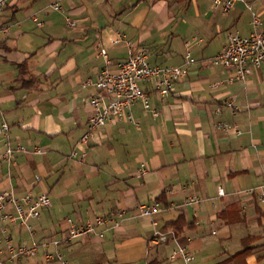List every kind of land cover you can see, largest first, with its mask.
Segmentation results:
<instances>
[{
    "label": "crops",
    "instance_id": "1",
    "mask_svg": "<svg viewBox=\"0 0 264 264\" xmlns=\"http://www.w3.org/2000/svg\"><path fill=\"white\" fill-rule=\"evenodd\" d=\"M249 5L237 2L223 14L210 0H7L0 122L9 125L12 146L26 151L10 164L0 160V191L51 200L29 220L32 235L18 223L7 225V234L25 245L60 240L66 264H180L168 258L173 241L148 240L181 218L175 236L194 256L190 264H264V66L241 80L211 63L226 33L248 35L254 14L264 21V0ZM124 41L147 49L152 64L184 66L186 52L194 62L165 99L153 82H139L155 115L136 103L133 123H107L81 145L95 93L83 84L104 64L101 48L112 61L128 56ZM226 100L236 109L223 107ZM219 122L241 133L217 130ZM4 143L0 135V152ZM188 197L200 201L187 205ZM151 203L160 211L135 215ZM112 211L123 213L118 226L63 241L67 219L80 224ZM43 252L6 264H59L46 263Z\"/></svg>",
    "mask_w": 264,
    "mask_h": 264
},
{
    "label": "built area",
    "instance_id": "2",
    "mask_svg": "<svg viewBox=\"0 0 264 264\" xmlns=\"http://www.w3.org/2000/svg\"><path fill=\"white\" fill-rule=\"evenodd\" d=\"M251 1L253 0H210V6L226 14L232 10L237 2H241L252 9V6L249 5ZM6 4L7 0H0V12ZM52 6L56 10L60 9L57 2H54ZM38 25H42V23H38ZM66 25L71 26L72 22L68 21ZM8 32L9 26L0 25V33L8 34ZM124 42L128 47V56L123 60L112 61L106 54V50L101 48L100 54L104 64L93 81L88 80L83 84V86L91 84L95 88V93L90 97L93 112L88 118L83 135L79 139L81 145H86L94 131L107 123L115 120L133 123L131 109L134 104L139 103L144 110H150L149 92L143 91L139 87V82H153V91L159 98L165 99L172 93L175 83L186 75L187 64L194 62L190 53L186 52L184 66L152 64L149 61L147 49L140 48L134 51L129 42ZM211 63L233 69L235 76L241 80L248 77L255 67L264 66V21L254 14L251 19V32L248 35L226 33L221 51L211 59ZM223 107L236 109L232 100L224 101ZM150 111L154 115L156 114V111ZM216 113H220V108L216 109ZM215 127L220 131H229L233 128L236 134L241 133L236 126L230 123L219 122ZM0 135L5 142V149L0 152V160L10 164L15 160L16 153L25 152L26 149L18 143L14 147L12 146L9 139V125L5 121L0 122ZM33 152L40 153L41 149L35 148ZM84 156L85 154H81L79 158L83 159ZM74 157H76L75 150L69 155V158ZM144 172L145 169L140 170V174ZM253 191V189H249L250 193ZM218 194L222 195V189H219ZM259 196L263 197L262 193ZM199 201L198 197H188L184 203L195 205ZM50 206L51 200L46 193L34 195L28 191L17 196L11 189L0 191V224H4L1 228L2 236H0V264L34 258L37 256L40 247L44 249L42 257L46 263L66 264L59 249L60 240H43L40 243L34 242L31 245H25L15 242L7 234V225L18 223L32 235L33 230L29 220L40 217L42 211ZM159 208L157 203L141 204L136 207L135 214L152 216L160 210ZM122 215V212L112 211L108 213L107 217L98 215L80 224L67 219L69 228L63 241L69 242L86 234L102 235L107 223L111 227L118 226ZM170 240L175 243V246L169 255V259H178L180 264H190L194 256L185 245L176 240L173 230L163 232L156 229L150 237V243L153 245L166 243ZM49 248L51 250H48Z\"/></svg>",
    "mask_w": 264,
    "mask_h": 264
},
{
    "label": "rangeland",
    "instance_id": "3",
    "mask_svg": "<svg viewBox=\"0 0 264 264\" xmlns=\"http://www.w3.org/2000/svg\"><path fill=\"white\" fill-rule=\"evenodd\" d=\"M99 52H100V51H99ZM106 54H107V51H106ZM100 55H101V54H100ZM107 55H108V54H107ZM108 57H109V56H108ZM213 57H214V56H213ZM213 57H212V58H213ZM116 61H117V60H116ZM178 66H179V65H178ZM82 135H83V134H82ZM80 138H81V137H80ZM159 209H161V208H159ZM159 211H160V210H159ZM159 211H158V212H159ZM155 214H156V213H155ZM155 214H154V215H155ZM135 215H136V214H135ZM152 216H153V215H152ZM152 216H141V217H152ZM155 230H156V229H155ZM158 230H160V229H158ZM166 230H173V229H171V228H167V229L160 230V231L165 232ZM173 231H174V230H173ZM174 232H175V231H174ZM152 233H153V232H152ZM151 235H152V234H151ZM151 235H150V237H151ZM175 235H176V233H175ZM150 237H149V240H148V241H149V244L152 245V246H157V245H153V244L150 243ZM170 241H172V240H170ZM166 243H167V242H166ZM161 244H165V243H161ZM158 245H160V244H158ZM174 246H175V243H174ZM173 248H174V247H173ZM173 248H172V249H173ZM172 249H171V251H172ZM187 249H188V248H187ZM188 251H189V250H188ZM170 253H171V252H170ZM169 255H170V254H169ZM168 258H169V256H168ZM170 260H171V259H170ZM175 260H176V259H175Z\"/></svg>",
    "mask_w": 264,
    "mask_h": 264
},
{
    "label": "trees",
    "instance_id": "4",
    "mask_svg": "<svg viewBox=\"0 0 264 264\" xmlns=\"http://www.w3.org/2000/svg\"><path fill=\"white\" fill-rule=\"evenodd\" d=\"M182 224V219H178L176 222L172 223V225L168 228H171L173 229L175 232H177L176 230H179L180 229V226Z\"/></svg>",
    "mask_w": 264,
    "mask_h": 264
}]
</instances>
